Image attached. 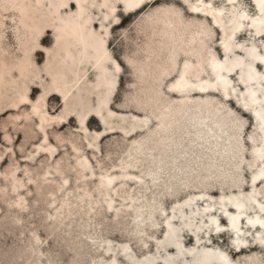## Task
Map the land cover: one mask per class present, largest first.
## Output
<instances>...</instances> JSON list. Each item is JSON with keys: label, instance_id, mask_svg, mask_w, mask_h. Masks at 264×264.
Returning <instances> with one entry per match:
<instances>
[{"label": "rangeland", "instance_id": "1", "mask_svg": "<svg viewBox=\"0 0 264 264\" xmlns=\"http://www.w3.org/2000/svg\"><path fill=\"white\" fill-rule=\"evenodd\" d=\"M191 1L230 6L229 0ZM239 1L252 16L260 13L256 0ZM33 3L36 15L51 17L49 2ZM104 12L92 7L101 32ZM116 13L118 19L104 21L107 46L121 66L109 100L108 83H98L100 61L84 56L81 46L71 44L73 57L66 56L67 45L47 25L24 64L8 22L0 49V264H133L149 255L157 257L152 264L166 258L195 264L185 248L203 246L225 250L232 264H264L257 237L264 228L250 227L243 216L245 242L238 244L221 203L250 191L262 164L254 153L262 145L258 120L239 100L248 84L241 65L228 73L237 88L229 95L221 84L207 92L171 86L186 61L192 78L207 76L210 52L225 59L223 40L232 29L227 24L226 34L212 14L186 0H145L136 9L120 1ZM254 32L236 30L228 56L252 60L238 46L252 40L264 51V32ZM106 65L116 74L112 60ZM256 66L264 72L262 62ZM256 190L264 203V178ZM208 204L214 207L205 209ZM171 227L183 252L167 238Z\"/></svg>", "mask_w": 264, "mask_h": 264}, {"label": "bare ground", "instance_id": "2", "mask_svg": "<svg viewBox=\"0 0 264 264\" xmlns=\"http://www.w3.org/2000/svg\"><path fill=\"white\" fill-rule=\"evenodd\" d=\"M33 1L37 3L49 2L51 5L50 16L46 20L36 15L37 6ZM77 3V9L71 10V0H0V49L4 51L6 45V29L8 22H14V33L18 41L20 49L23 51L26 60H28L30 53L37 46H41L40 38L45 32L46 26H51L54 29V34L58 39V44L65 43L64 46L65 55L73 57L69 46L74 44L75 47L81 46V51L87 58H94L96 61H100L99 67L102 68L101 79L98 83L105 81L108 83L109 93L108 100L115 90L118 83V69L120 64L118 60L113 56L112 52L107 46L108 37L110 35V29L104 24L110 17L118 19L117 10L118 2L122 1L126 9H136L141 6L145 0H74ZM191 3L194 9H202L212 14L214 21L222 27L223 31L227 34V24L232 29V33L228 34L223 40V47L226 52L225 59L219 58L213 51L210 52V64L211 72H207V76H203V72L198 73L196 78L190 76V65L186 61L181 68L178 77L171 83L173 89L178 91H193L207 92L216 88L218 85H222L227 95L230 94L229 89L236 91L237 88L232 85V80L229 76V71L233 70L236 66L241 65L240 78L242 81L248 83L245 91H241L240 101L249 109H252L258 120V127L262 132V145H257L254 149V153L262 161L260 168L254 172L251 186L252 189L248 192L241 191L238 194H231L224 196L221 200L223 211L228 215L230 227L236 234L235 240L238 244L244 243L245 238L241 237L245 231L240 226L241 218L246 216L247 224L250 227L255 228L260 225L264 228V203L258 198V191L256 190L257 182L264 178V72H260L257 69L256 62L260 61L264 64V51L260 50L259 45L255 40L251 41V45L246 47L240 43L245 49L247 55L252 57V60L247 61L245 57L235 55L234 58L228 56V52L232 49L233 43L230 40L232 34L238 30L246 27H253L254 34H261L264 32V0H256L259 6L260 13L252 16L250 12L241 6L239 0H229L230 6L222 7H210L205 2L186 0ZM44 6V5H42ZM68 7L69 11H62L63 7ZM92 7H96L99 11L104 12V19L101 21V27L105 30L101 32L94 28L92 15ZM43 9V8H42ZM43 11V10H42ZM48 11V10H47ZM45 12V11H44ZM9 19V20H8ZM201 45V43H199ZM264 48V41H263ZM200 51V48H198ZM201 52V51H200ZM113 61L117 70L115 73H110L109 68L106 65V61ZM213 73V74H212ZM111 74V75H110ZM213 75V76H212ZM255 80L257 86H254L250 81ZM262 92V95H260ZM24 98H28L24 96ZM34 111L40 114L41 121H48L50 118L46 113H42L36 105ZM47 137V132L45 131ZM106 178L110 181L113 180L114 175H106ZM197 197H191L184 203L189 204ZM233 205L236 210L231 212L227 207V204ZM214 204H208L205 209L211 210ZM250 209H258L254 215L248 214ZM210 220L215 223L216 228L222 229L224 226L219 222L216 216H211ZM169 225L170 222H168ZM264 230H258V239L264 242ZM176 232L173 227L168 231L167 238L170 242H173L178 246L180 252L182 250V243L175 239ZM200 242V239L197 240ZM164 241H161V245L164 246ZM189 253H193V260L195 264H210L214 260H218L222 264H232L230 255L220 248L213 249L211 247L203 246L202 248H185ZM174 254L170 253L172 257ZM157 259L156 256H147L145 260L135 259L133 264H152ZM165 264H176L175 260L166 258Z\"/></svg>", "mask_w": 264, "mask_h": 264}]
</instances>
